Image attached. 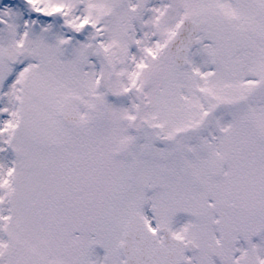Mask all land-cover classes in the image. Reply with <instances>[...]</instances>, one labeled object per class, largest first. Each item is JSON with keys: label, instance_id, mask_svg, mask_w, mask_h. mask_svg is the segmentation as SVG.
<instances>
[{"label": "snow or ice", "instance_id": "snow-or-ice-1", "mask_svg": "<svg viewBox=\"0 0 264 264\" xmlns=\"http://www.w3.org/2000/svg\"><path fill=\"white\" fill-rule=\"evenodd\" d=\"M0 264H264V0H0Z\"/></svg>", "mask_w": 264, "mask_h": 264}]
</instances>
